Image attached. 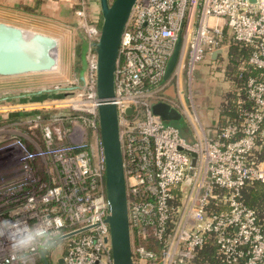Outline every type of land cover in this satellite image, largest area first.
I'll return each mask as SVG.
<instances>
[{
  "label": "built area",
  "instance_id": "2783aa9c",
  "mask_svg": "<svg viewBox=\"0 0 264 264\" xmlns=\"http://www.w3.org/2000/svg\"><path fill=\"white\" fill-rule=\"evenodd\" d=\"M88 3L78 0L74 15L89 45L96 41L99 25L94 16L89 19ZM229 42L251 47L246 65L259 74L245 79L239 89L248 107L238 109V121L207 137L192 107V72L217 50L221 53L215 63L221 61ZM177 43V63L164 78ZM85 63L82 84L68 91L83 93V99L69 104L85 120L83 128H67L68 117L31 119L25 124L40 126V142L28 128L10 133L0 145L5 160L23 171L19 179L0 185V220L36 226L59 217L60 237L83 230L59 240L64 244L62 264H111L89 47ZM112 101L133 264H189L208 239L223 264H264V225L239 200L245 184L264 185V0H136L119 40ZM157 102L190 110L188 122L200 132L194 142L187 143L175 127L151 114ZM190 153L195 155L193 167ZM34 161L42 163L45 183L32 168ZM215 189L225 193L214 194ZM175 199L177 216L169 227ZM41 251L14 252L0 237V264H29Z\"/></svg>",
  "mask_w": 264,
  "mask_h": 264
},
{
  "label": "water",
  "instance_id": "95a60500",
  "mask_svg": "<svg viewBox=\"0 0 264 264\" xmlns=\"http://www.w3.org/2000/svg\"><path fill=\"white\" fill-rule=\"evenodd\" d=\"M135 2L136 0H111L110 2L97 0L100 16L98 37L96 41L87 46V49L89 47L94 55V90L97 100L95 111L104 161V189L108 206L104 219L108 228L105 240L109 244L111 264H133L127 219L125 177L118 138L116 108L112 98L119 40ZM20 31V29L0 23V76L51 71L55 66V61L51 57V51L56 48L55 40L38 33L24 35ZM178 48L179 43L167 63L164 78L170 75L177 63ZM220 53L219 50L211 53V59L214 60ZM85 67L84 55L80 68L85 70ZM78 81L81 85L83 77H79ZM78 86L66 89V91L77 89ZM150 111L152 115L157 116L163 122H178L182 118L175 108L163 102L153 104ZM125 113L129 115L130 110H126ZM189 156L191 158L190 167H193L195 155L190 153ZM190 173L191 170H189ZM188 182L187 180L185 184ZM82 231L66 234L59 240ZM40 257L43 264H48L43 251H41ZM57 264H62V257L57 259Z\"/></svg>",
  "mask_w": 264,
  "mask_h": 264
},
{
  "label": "crops",
  "instance_id": "0c3cea01",
  "mask_svg": "<svg viewBox=\"0 0 264 264\" xmlns=\"http://www.w3.org/2000/svg\"><path fill=\"white\" fill-rule=\"evenodd\" d=\"M77 1L0 0V17L2 19L21 21L24 24H20L19 27L21 29L37 30L42 35L55 40L56 54L54 68L59 71L58 74L56 73L57 76L64 78L67 83L73 78H76L77 83H79L77 74L81 66L80 59H82L83 50L86 51L88 46V41L79 29V20L74 15V10L77 8ZM93 6L94 4L91 6V10L94 13ZM95 16L96 14H94V19L96 20ZM226 52L227 50L224 51V53ZM225 59L226 57H223L220 61L221 74L217 73V75H220L224 79L219 85L220 93L212 92L215 89V84H209V86L205 87L203 79H201L202 75H197V77L193 76L191 85V88H194L192 90V94L194 95L192 97V107L194 113H196L195 111L198 112V118L196 116L197 122L202 133L207 137H212L215 129L218 127V112L221 97L233 88L232 83L224 75ZM213 61L214 63H212ZM203 62L208 63L211 70L216 60H212L209 55ZM199 69L200 67H197L196 71L198 72ZM35 74L0 76V145L6 142L10 133L21 131L18 130V127L22 125L24 120H28L35 115H42L41 117L47 119L50 115L48 109H51L53 106V101L48 102V100L53 99L55 91L54 89H45L44 87V89L38 90L39 85L37 79L32 80V76ZM24 77L27 80H23L22 78ZM53 81L52 78L50 82ZM183 81V77L178 78L181 89H185V83ZM47 82V79H43L39 83L45 84ZM22 86H26L27 88H21ZM69 88L71 87L60 88L59 91L66 93V89ZM210 88L212 90H209ZM207 89L208 91L206 92ZM208 97L212 100L210 103L207 102L209 100ZM37 110H43L42 114H39ZM178 112L181 114V117L185 118L186 124L182 132L178 131L179 136L187 143H192L200 132L188 122L187 117L190 115V110L189 115L186 108ZM38 258L36 257L34 260L43 264L41 257L39 256ZM34 260L29 264H34Z\"/></svg>",
  "mask_w": 264,
  "mask_h": 264
},
{
  "label": "rangeland",
  "instance_id": "374dc122",
  "mask_svg": "<svg viewBox=\"0 0 264 264\" xmlns=\"http://www.w3.org/2000/svg\"><path fill=\"white\" fill-rule=\"evenodd\" d=\"M108 1L110 2L111 0H108ZM92 2H94L93 3L94 4V6H93L94 13L91 10V6L93 5ZM88 5L90 6V9L88 11L89 17H90L89 19L93 18L94 14H96V16H95L96 20L95 21L99 25L100 16H99V12H98L97 0H92V1L90 0V3H88ZM0 23H3V24L6 23V25L14 27L16 29L26 30L28 32L30 31V32H33V33L41 34L37 30H28V29H23V28L21 29V27H19L20 24H23V23H21V21H17V20L14 21L13 19L12 20H4V19H2L0 17ZM225 40H228V36L225 38ZM225 50H227V48ZM85 52L86 51L83 50V55H85ZM53 53L54 52H52L51 54H53ZM83 55H82V59L84 58ZM224 55L222 54L220 56V58L226 57V53ZM82 59H80V60H82ZM209 66L210 65L208 63H206V62L199 63V64L195 65L192 74H193V76H196V77H197V75H202L201 79H203V84H204L205 87L209 86V84H215V89H213L212 92L213 93L215 92V93L218 94V93L221 92L219 85L224 80V79H222V77L220 75H217V73L221 74L220 73V69H221L220 61L215 63L213 65V69L211 68V70H210ZM197 67H200L198 72L196 71ZM56 73L58 74L59 71H57V70H55V68H53L51 71L36 73L34 76H32V80L37 79V81H38V85H39L38 86L39 87L38 90L47 88V89H54V91H55L54 94H53V99L52 100H48V102L53 101V106L51 107V109H48V111L50 112V115L48 116V118L68 117V118H70V120L67 121V125H68L67 128H70L73 125H79V126H81L83 128L85 120L78 119V117L80 116V113L77 112V111H74L71 108V106L69 105L70 101L75 99V98L83 99V95H81L83 93L77 94L78 92L75 91V92H70L72 94L68 95V93H69L68 91H65L66 93H62V92L59 91L60 88L78 86L79 83H77L76 78H73L72 80L69 81V83H67L64 80V78L58 77ZM77 75H78V77H83L84 68H80ZM52 78H53L54 81L50 82V80ZM22 79L24 80V79H26V77H24ZM43 79H45V80L47 79V81H48L47 83L48 84L47 83L40 84L39 82H41ZM183 82L185 83V80ZM22 83H24V81H22ZM45 85H46V87H45ZM21 88H27V87L26 86H22ZM172 88H173V85H172V82H171L170 87L167 88V90H166V92L169 95H170V90L172 92ZM182 90H184V89H182ZM192 90H194V88H191V91ZM209 90H212V89L210 88ZM207 91H208V89L206 90V92ZM79 95H81V96H79ZM191 96L194 97L193 94ZM208 98H209V100H207V102L210 103V101H212V100H210L211 99L210 97H208ZM172 101L175 102L176 100H172ZM192 101H193V99H192ZM194 102H195V100H194ZM203 108H204V106H203ZM37 111H38L39 114H42L43 110H37ZM186 111H187V113L189 115V110H186ZM195 112H196L195 114H197L196 116L198 118V112L197 111H195ZM41 116L42 115H35V116H32L28 120H24L22 125H20L18 127L19 128L18 130L19 131L21 130V131L25 132L28 128H30L29 131H33L34 130L33 134H34L35 138H37V140L41 139V131H40V128H39L40 126H37L34 129V126H30V124L29 125L25 124V122H28V121H32V120H36V119L41 120L43 118ZM43 119H46V118H43ZM62 123H63V121H62ZM64 123H66V122H64ZM164 124L174 126L180 132H182L184 130V127L186 125L184 117H182V119L180 121H178V122H164ZM23 127H25V129ZM87 142L88 143H92V138H90L88 136L87 137ZM3 155H4V153L0 150V185H4V184H7V183H10L11 181L19 179L20 177L23 176L22 175L23 171L20 170V168L18 166H16L14 164V162L12 163L11 161L9 162L8 160L6 161L5 158H4L5 155L4 156ZM36 162H38L39 165L41 164V167L43 168L42 163L40 161H34L32 163V168L34 169V171H35L36 175L39 177V179L42 181L43 178L40 176V173H39V171L42 170V169H40V167L39 168L37 167V169L34 168V163H36ZM26 174L27 173H25V175ZM63 252H64V244H63V242H60V241L55 247H52V248L46 250L45 251V254H46L45 256H46V259L48 261V264H57V259H59L60 257L63 256ZM34 264H40V263L36 262L34 260Z\"/></svg>",
  "mask_w": 264,
  "mask_h": 264
},
{
  "label": "trees",
  "instance_id": "16d2710c",
  "mask_svg": "<svg viewBox=\"0 0 264 264\" xmlns=\"http://www.w3.org/2000/svg\"><path fill=\"white\" fill-rule=\"evenodd\" d=\"M252 51L250 46H240L229 42L226 52V64L224 66V75L232 83L233 88L224 93L221 97L218 112V127H222L227 123H234L238 121V109L248 107V103L245 101L244 93L239 90L245 79L248 77H257L259 72L252 70L246 65V61L250 52ZM217 127V128H218ZM264 129V121L261 125ZM88 136L91 138L90 134ZM255 157L262 158V154L253 152ZM264 158V156H263ZM37 167L42 170L39 171L40 176L43 178V183L46 182V178L38 162L34 163V168ZM225 191L214 190V194H224ZM239 200L251 209L259 224L264 225V185L257 182H250L245 184L239 193ZM212 201V200H211ZM171 217L168 221V226L171 227L176 220L177 200L172 201ZM155 249V247H153ZM45 254V251H43ZM46 255V254H45ZM40 255L37 256V258ZM39 259V258H38ZM189 264H223L220 262L218 255L216 254L215 246L211 239H208L203 246L194 253V256L190 260Z\"/></svg>",
  "mask_w": 264,
  "mask_h": 264
},
{
  "label": "clouds",
  "instance_id": "9594fccd",
  "mask_svg": "<svg viewBox=\"0 0 264 264\" xmlns=\"http://www.w3.org/2000/svg\"><path fill=\"white\" fill-rule=\"evenodd\" d=\"M61 226L59 217L46 218L36 226L20 220H0V237L9 241L14 252L22 253L34 249L46 251L59 243Z\"/></svg>",
  "mask_w": 264,
  "mask_h": 264
},
{
  "label": "bare ground",
  "instance_id": "6f19581e",
  "mask_svg": "<svg viewBox=\"0 0 264 264\" xmlns=\"http://www.w3.org/2000/svg\"><path fill=\"white\" fill-rule=\"evenodd\" d=\"M20 32H21L22 34H24V35H29V34L33 33V32H30V31L28 32V31H24V30H21ZM52 52H54V53L51 54V57H52V59H54V61H55V55H54V54H56V49L52 50L51 53H52Z\"/></svg>",
  "mask_w": 264,
  "mask_h": 264
}]
</instances>
